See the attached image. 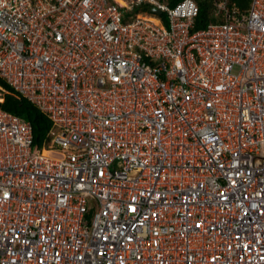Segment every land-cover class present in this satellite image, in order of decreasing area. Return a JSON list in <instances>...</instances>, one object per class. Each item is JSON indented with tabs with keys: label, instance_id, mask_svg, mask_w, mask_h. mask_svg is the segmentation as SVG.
I'll list each match as a JSON object with an SVG mask.
<instances>
[{
	"label": "built area",
	"instance_id": "obj_1",
	"mask_svg": "<svg viewBox=\"0 0 264 264\" xmlns=\"http://www.w3.org/2000/svg\"><path fill=\"white\" fill-rule=\"evenodd\" d=\"M164 1L0 0V264H264V0Z\"/></svg>",
	"mask_w": 264,
	"mask_h": 264
},
{
	"label": "trees",
	"instance_id": "obj_2",
	"mask_svg": "<svg viewBox=\"0 0 264 264\" xmlns=\"http://www.w3.org/2000/svg\"><path fill=\"white\" fill-rule=\"evenodd\" d=\"M182 0H165L169 8L174 7ZM198 5V15L195 18L194 30L205 28L211 23H220L223 21L221 15H216V3L222 0H194ZM230 3H235L237 7L244 10L248 8L251 0H229ZM161 19L166 23V16L163 13ZM0 87L5 90L3 101L0 103V108L6 112L14 114L31 124L33 142L35 145H41L46 138L47 133L51 128V122L45 114L39 111L27 99L19 97L14 90L0 79Z\"/></svg>",
	"mask_w": 264,
	"mask_h": 264
},
{
	"label": "water",
	"instance_id": "obj_3",
	"mask_svg": "<svg viewBox=\"0 0 264 264\" xmlns=\"http://www.w3.org/2000/svg\"><path fill=\"white\" fill-rule=\"evenodd\" d=\"M155 13L160 14L161 12L157 9L154 10Z\"/></svg>",
	"mask_w": 264,
	"mask_h": 264
}]
</instances>
